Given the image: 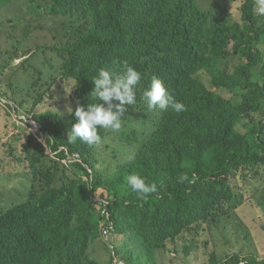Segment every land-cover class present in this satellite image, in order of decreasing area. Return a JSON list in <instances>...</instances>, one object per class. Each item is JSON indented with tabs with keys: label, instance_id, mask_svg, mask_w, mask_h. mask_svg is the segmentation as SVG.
<instances>
[{
	"label": "trees",
	"instance_id": "1",
	"mask_svg": "<svg viewBox=\"0 0 264 264\" xmlns=\"http://www.w3.org/2000/svg\"><path fill=\"white\" fill-rule=\"evenodd\" d=\"M12 1L0 0V6ZM28 1L33 4L29 10L36 7L40 16L54 17L80 7L85 9L81 15L85 19L89 4L97 13L89 29L72 31L64 25L65 31L57 30L52 46L38 47L43 53L51 50L62 60L63 78L75 85L74 110L78 104L86 107L93 102L90 79L99 68L119 71L125 62L149 80L160 78L185 106L181 112L171 108L157 111L162 114L152 121L154 130L139 147L134 162L114 177L120 182L125 175L124 182L127 175L139 174L158 189L147 198L136 195L124 200L116 194V200H110L107 207L114 220L117 212L121 213L133 224L136 236L148 246L159 245L210 216L226 214L223 206L240 203L235 172L242 168L257 178L264 167V98L256 100L264 97V17L254 11L255 0H247L242 6L240 25L218 23L216 16L226 8L211 14L212 0H50L47 7L38 6V0ZM219 4L214 1L213 6ZM209 6L210 10L204 11ZM230 39L235 42L233 56L240 64L233 74L210 72L227 55ZM201 71L210 72V84L196 76ZM142 83L136 86L140 105L145 102L142 95L148 85ZM217 90L226 91L238 102L234 104ZM241 92L247 93L243 104ZM3 94L0 89V100ZM238 115L252 123L254 117H260L256 119L263 141L259 152L253 150L249 136L238 131ZM34 120L50 152L75 162L62 166L58 161L62 170L47 181V185L61 183L57 188L43 196L31 194L24 203L0 212V264H96L85 260L87 236L93 235L99 215L92 196L104 189L90 160L95 146L79 139L68 141L76 122L69 113L48 111L36 114ZM103 131L99 129L98 135ZM128 138L138 141L135 130ZM211 151L209 164L206 158ZM45 152V146L39 145L31 157L33 166L37 162L39 176L47 175L42 162ZM70 172L94 180L78 188L73 180L68 186L63 181ZM241 261L264 264V259L257 261L252 256Z\"/></svg>",
	"mask_w": 264,
	"mask_h": 264
},
{
	"label": "rangeland",
	"instance_id": "2",
	"mask_svg": "<svg viewBox=\"0 0 264 264\" xmlns=\"http://www.w3.org/2000/svg\"><path fill=\"white\" fill-rule=\"evenodd\" d=\"M218 2V6L212 4L217 13L220 7L226 8L228 5L226 11L216 16L218 23H242L241 6L246 0ZM36 3L47 7L51 1L38 0ZM32 5L28 0H13L0 6V89L4 93L0 100V212L14 204L24 203L31 194L43 196L61 184H46L50 176H58V161L48 157L42 160L47 174L43 176L44 181L39 176L37 162L35 166L30 163L35 147L45 145L43 133L37 129L34 116L48 111L66 115L69 106L74 110L75 85L63 78L62 60L57 54L47 49L43 53L38 47L52 46L55 43L54 35L57 30H64V25L65 29L72 31H85L91 26L90 20L86 23L73 22L63 13L54 17L40 16L36 7L29 10ZM43 12L47 11L44 9ZM234 44L230 39L227 55L210 72H235L240 60L233 56ZM261 49L264 51V40ZM31 55L34 57L29 61ZM210 72L201 71L196 76L210 84ZM141 81L142 84L150 83L147 76H142ZM217 92L230 97L234 104L238 102V99L224 90ZM246 94L240 93L242 104ZM262 98L264 97H256V100ZM263 103L264 100L261 105ZM11 106L15 107L17 114ZM126 108L127 112L122 117L121 134L115 135L111 131L104 133V130L99 144L95 145L90 154L93 167L101 177L100 185L104 189L92 196L95 210L101 212L93 227V235L87 236L85 260L96 264H246L241 260L247 257L252 256L257 261L264 259V167H261L262 175L257 178L242 172V168L235 172L238 174L235 180L239 186L240 203L223 206L222 210L226 214L210 216L195 224L192 230L159 245L148 246L146 241L136 236L133 224L121 213L117 212L115 220L107 211L103 215L109 201L113 198L116 200V194L120 198L124 197V200L137 195L128 186L127 179L122 182L125 175L120 182L114 177L134 162L133 158L139 147L154 130L152 121L162 114L156 113L162 112L159 109L150 111L146 102L141 105H126ZM261 110L264 111V108ZM254 119L252 123L251 119L238 115L237 125L242 136H249L253 150L259 152L263 141L256 119L260 117L256 116ZM247 122H251V125L243 128ZM133 130L138 141L128 138ZM206 159L211 164L212 151ZM73 180L77 182L78 188L93 182L94 178L90 180L86 176L70 172L63 183L69 186ZM210 187L212 183L207 186L209 189ZM118 210L125 208L119 207ZM113 224L118 226L117 234L112 233ZM105 232H108L109 237H106Z\"/></svg>",
	"mask_w": 264,
	"mask_h": 264
},
{
	"label": "clouds",
	"instance_id": "3",
	"mask_svg": "<svg viewBox=\"0 0 264 264\" xmlns=\"http://www.w3.org/2000/svg\"><path fill=\"white\" fill-rule=\"evenodd\" d=\"M51 1L53 3L60 0ZM214 1H223L224 3H227L228 0H212V4ZM246 2H244L242 6ZM210 8L211 6L206 7L204 8V11H208ZM227 8L228 5L226 10ZM254 11L258 16L264 17V0H255ZM84 13L85 9L79 7L76 10L73 9L63 14H65L73 22L77 23H86L89 20L92 23L94 14H97L94 12V8L91 4H89L88 7L87 17L82 19L81 15ZM212 13L217 14L215 7H212L211 14ZM141 79V73L127 62L124 63L123 67L120 68L119 71H112L104 67L99 68L95 75L90 79L94 84V87L89 94L93 102L88 103L86 107L78 104L74 111L72 107H67V112L76 118V122L72 125L71 131L69 133L68 141L74 143L77 141V139H79L88 146H95L99 144L101 139V137L98 135L99 129H104V133L111 131L115 135L118 133L121 134L123 125L122 117L127 112L126 105H136V86L140 83ZM142 99L146 102L150 111L155 109L163 111L171 108L176 112H181L185 108L184 104L177 101L168 91L164 82L155 76L151 78L149 85L143 91ZM3 102L8 104V102H5V100H3ZM11 107L14 110V113L17 114L15 107ZM35 125L37 129H39L36 123ZM186 128L190 129V126H187ZM44 146L46 148L45 158L48 157L49 159L59 161L62 166L63 164L66 166L74 164L75 161H71L69 159L61 160L57 155L52 154L51 152L48 153L50 149L46 143ZM74 159L79 160V156L74 155ZM134 159L135 157L133 160ZM61 170L62 169H59V173ZM43 176L44 175H40V178L44 181L45 177ZM127 183L131 190L141 198H147L149 194L158 191L157 185L155 183H146L145 179L139 174H129L127 176ZM107 207L106 210H104L103 215H105L106 211L109 212ZM100 212L101 211H98L99 214ZM109 214L112 218L110 212ZM112 233H118L116 224H113ZM105 235L106 237H109L108 232H105Z\"/></svg>",
	"mask_w": 264,
	"mask_h": 264
}]
</instances>
